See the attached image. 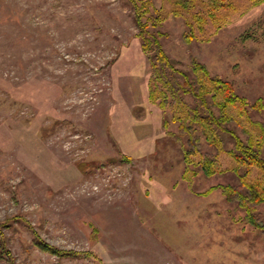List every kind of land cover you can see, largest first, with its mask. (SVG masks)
Returning a JSON list of instances; mask_svg holds the SVG:
<instances>
[{
    "label": "rangeland",
    "instance_id": "374dc122",
    "mask_svg": "<svg viewBox=\"0 0 264 264\" xmlns=\"http://www.w3.org/2000/svg\"><path fill=\"white\" fill-rule=\"evenodd\" d=\"M147 1L176 66L231 82L264 123V0H199L179 17L173 0ZM138 34L129 0H0V264H264V233L209 192L264 186V172L237 169L227 133L221 151L201 139L223 173L185 166Z\"/></svg>",
    "mask_w": 264,
    "mask_h": 264
},
{
    "label": "trees",
    "instance_id": "16d2710c",
    "mask_svg": "<svg viewBox=\"0 0 264 264\" xmlns=\"http://www.w3.org/2000/svg\"><path fill=\"white\" fill-rule=\"evenodd\" d=\"M129 1L134 8L142 50L150 62V102L157 104L164 113L171 112L170 120L165 118L162 127L167 137L181 144L185 166L199 168L208 177L223 173L224 170L216 157L202 153L201 139L221 151L224 149L227 133L234 144L229 154L236 162L237 169L244 166L256 167L264 172V123L253 121L249 115L250 110L258 108L257 104L249 105L244 97L237 94L231 82L219 76H212L201 63L193 61L191 73L179 69L164 51L159 39L160 33L151 32L162 25L165 19L161 16L153 19L148 15L150 4L147 0ZM173 1L178 7L174 15L179 17L182 16V11H191L199 0ZM217 4L225 5L223 2H217L209 14L210 18H214L216 8H219ZM193 18L200 19V28H203L208 19L203 13ZM187 27L190 32H185L183 39L190 43L195 39V34L191 32L193 24L189 23ZM188 97L192 102L188 101ZM235 107L238 109L239 118L230 114L231 109ZM170 121L179 125L176 134L169 130ZM243 121L251 126L252 131L247 130ZM234 122L246 135V140L228 129ZM253 130L259 134L255 135ZM196 157L199 158L197 161ZM217 188L223 191L227 202L237 203L245 211L244 220L248 224L264 233V222L257 214L258 206L264 204L263 185L251 183L243 176L240 186H217L209 192ZM37 245L43 251L56 253L47 244L38 242Z\"/></svg>",
    "mask_w": 264,
    "mask_h": 264
}]
</instances>
